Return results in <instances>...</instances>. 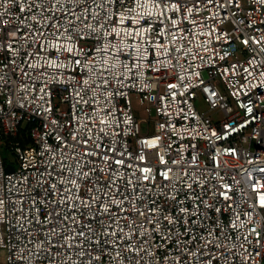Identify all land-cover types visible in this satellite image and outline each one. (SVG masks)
Wrapping results in <instances>:
<instances>
[{
	"label": "built area",
	"instance_id": "1",
	"mask_svg": "<svg viewBox=\"0 0 264 264\" xmlns=\"http://www.w3.org/2000/svg\"><path fill=\"white\" fill-rule=\"evenodd\" d=\"M0 139L6 264H264V0H0Z\"/></svg>",
	"mask_w": 264,
	"mask_h": 264
},
{
	"label": "rangeland",
	"instance_id": "2",
	"mask_svg": "<svg viewBox=\"0 0 264 264\" xmlns=\"http://www.w3.org/2000/svg\"><path fill=\"white\" fill-rule=\"evenodd\" d=\"M132 106L134 110L135 117L140 121V130L142 134L146 133H153L154 132V124H155V118L148 117L144 113V109L138 104V101L135 97H132ZM196 107L199 110H206V106L203 104L202 101H197L196 102ZM0 155L4 159L6 163L10 162L14 166L17 164L14 162V156L13 154L7 149L3 143L1 142L0 139ZM0 264H6L5 262V255L3 251L0 249Z\"/></svg>",
	"mask_w": 264,
	"mask_h": 264
},
{
	"label": "water",
	"instance_id": "3",
	"mask_svg": "<svg viewBox=\"0 0 264 264\" xmlns=\"http://www.w3.org/2000/svg\"><path fill=\"white\" fill-rule=\"evenodd\" d=\"M13 170V167L12 166H8V167H6V171H12Z\"/></svg>",
	"mask_w": 264,
	"mask_h": 264
}]
</instances>
